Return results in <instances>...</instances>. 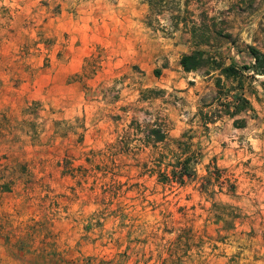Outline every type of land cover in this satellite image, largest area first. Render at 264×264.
<instances>
[{"label":"rangeland","instance_id":"374dc122","mask_svg":"<svg viewBox=\"0 0 264 264\" xmlns=\"http://www.w3.org/2000/svg\"><path fill=\"white\" fill-rule=\"evenodd\" d=\"M250 46L264 0H0V264H264V73L218 66ZM218 79L252 107L207 128Z\"/></svg>","mask_w":264,"mask_h":264},{"label":"trees","instance_id":"16d2710c","mask_svg":"<svg viewBox=\"0 0 264 264\" xmlns=\"http://www.w3.org/2000/svg\"><path fill=\"white\" fill-rule=\"evenodd\" d=\"M249 51L254 57V63L252 65H243L238 67L236 64H230L227 66H222L219 64L222 69V73L226 78H232L233 80H239L241 84V77L244 76L246 71H253L254 73H264V52L256 48L255 46H250ZM206 59L204 57V51H194L190 54H184L181 59V65L184 70L187 72L195 71L204 65ZM156 74L159 75L160 71L157 70ZM217 87L219 89L218 95L211 105L216 107L213 111L204 112L200 110V115L203 119L205 126L208 128L209 123H213L217 117L221 116L220 114H227L232 118H235L236 115L241 112L248 111L251 109L252 105L250 100L245 96L243 92L235 94L231 99H223L220 92H224V87L221 85V79H218ZM234 88V87H232ZM234 124L238 127H243L246 124L244 118H238L234 120ZM167 131L161 127L156 126L149 131L148 137L154 142H163L167 139ZM186 133L182 137L185 136ZM178 144L180 147H189L187 143L179 140ZM184 154L183 157H177L175 163L171 164L172 169L170 171H158L159 180L162 182L173 181L178 184H184L187 179L192 178L196 175V168L194 164L196 163L197 154L189 151H182Z\"/></svg>","mask_w":264,"mask_h":264}]
</instances>
